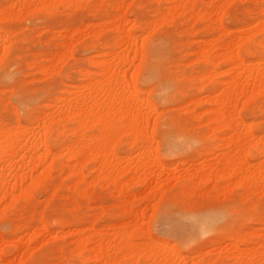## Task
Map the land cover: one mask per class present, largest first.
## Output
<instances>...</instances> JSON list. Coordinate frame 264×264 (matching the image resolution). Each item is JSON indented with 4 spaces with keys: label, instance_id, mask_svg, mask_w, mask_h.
I'll return each instance as SVG.
<instances>
[{
    "label": "rangeland",
    "instance_id": "1",
    "mask_svg": "<svg viewBox=\"0 0 264 264\" xmlns=\"http://www.w3.org/2000/svg\"><path fill=\"white\" fill-rule=\"evenodd\" d=\"M125 1V8L122 9L123 11L120 9L123 12L124 19H127L125 20V27L146 40L145 56L143 55L142 61L137 60V58L134 60V65L137 61L136 65H139V67L137 69L135 68L136 65L131 67V71H128L127 74L130 72L133 74L134 85L140 95L142 94L143 98H147L158 110V115L153 114L158 117L155 126L152 128V123H150L147 136H144L146 139L153 130V139L149 142L150 152L146 153L147 159L152 161L150 166L152 176L145 183L131 179L128 182L130 184L125 185L123 190L114 187L113 184L104 181V179H101V181L94 179L95 182H91V184L88 182L93 179L91 178L93 176V172H91L93 164L87 162L82 170L86 175V182L78 183L75 182L74 177L67 175L70 168L65 159L63 157L58 158L50 169L49 177L47 175L42 184L29 197L19 196L18 200L12 205L5 204L3 214L0 215V263L3 261L2 264L7 257L12 259V262L6 264H22L23 262V264H79L80 259L75 254V246L77 245L75 240L80 235H86L91 230H102L109 225L125 221V218L128 220L130 216L134 215L135 211H138L139 214L143 213L142 216H139L142 218L143 233L147 231L153 240L165 242L172 245L177 252L186 256L189 255L188 259L190 258V261L215 257L217 249L220 246L223 248L232 242L235 237L242 235L250 240L258 238L257 234L254 235V231L260 234L264 232V227H261L264 226V220H262L264 219V194H262L264 191L261 192V190L254 187L247 188L244 182L236 183L235 179L233 181L236 184L232 181L227 187H224L225 189L223 184L222 187L219 186L222 183L221 181L216 182L214 186H211L213 185L212 182H207L204 185H199V187L193 185L184 187V180L181 179L187 171L199 163H208L215 160L216 154L207 152L216 151L215 148L212 149L215 138L219 134H221L220 136L224 134L223 131V133L218 134L210 132V123L206 121L205 112H202L208 104L204 102L192 103L191 101L193 98L199 100L204 93H207L199 85H204L206 81L205 86L210 91L214 84L224 78L223 71L228 68V65L226 66V64L220 62L214 67L215 74L209 76L210 79L205 78L202 80L198 75H203V71L208 70L212 65L210 63L206 64L199 58L198 60L195 59L196 54L193 50H196L203 39H209V36L210 38L216 36L219 40L226 41L232 35L233 30L242 27L244 24V26L250 28L252 24L249 25V23H253L257 16L264 13V0H230L227 5V12L221 15L219 20L217 19L221 27L224 26L225 28H223L227 29L226 31H222L216 21L207 24L201 19L194 20V18L188 17L187 13L183 12L173 13L169 17L166 14V19H164L165 17L160 19V12L165 11L164 5L166 3L163 0ZM210 1L196 0L195 10L196 8L204 10ZM113 2L115 0H81L76 6H64L63 8L58 6L52 11H31L27 13V16L22 15V17L0 22L1 29L12 31L8 37L10 38L8 39V45L12 44V46L8 47V52L0 62L2 65H0V122L4 126H13L16 120L26 125L36 126L37 124L33 120L36 115H39L43 110L46 112H49L50 109L53 110L54 108L51 106L56 103L58 96L66 95L65 90L72 87L70 84L78 85L84 82L83 70L95 71L96 68L90 62V59L92 57L96 58L97 52L116 48L117 33L113 29L111 31L110 23H107L111 19L108 17L114 16L118 11L114 8L115 3ZM6 3H8V0H0V8L5 6ZM158 15H160V21L157 19L159 22L154 18L155 16L158 18ZM151 18H154L156 25L154 21H152L154 24L151 23ZM148 22L153 26L155 25V28ZM149 26L154 29H149ZM233 27L234 29H232ZM90 30L96 31L93 34ZM251 30H253V27L246 30L245 33L241 30L242 32L239 33L233 31V34H249V31L250 34H254L255 30L252 32ZM72 32L75 36L71 37V54L69 53L68 56L70 57L67 56L65 59L62 56L60 57L63 47L59 48V45L66 43L64 36ZM76 34H79V37ZM82 34L84 35L82 36ZM262 36H264V32L259 31L252 35L256 43H264V37ZM9 40L11 41L9 42ZM58 43L60 44L58 45ZM152 45L153 48L151 49ZM251 48L255 50L252 57L254 60L264 56V50L259 44H252ZM193 55H195L194 59ZM240 55L246 56L247 54L241 49ZM52 56V60L55 61H53L54 64L52 63L54 67L52 71L51 69L47 70L49 74L46 75L45 70L42 71L38 67L39 64L48 66L50 64L49 59ZM187 59H189L188 62ZM58 61H62L61 64ZM218 70L220 75H217ZM1 75L4 77L8 75V77L2 79L3 76ZM43 76L45 77L43 78ZM3 89L4 91H2ZM23 98L26 100H23ZM48 102L50 104H47ZM251 105L253 112L246 109L242 110L240 115L247 123L253 121L256 133L261 134L264 132V120H262L264 119V93L258 94ZM15 116L17 119H15ZM55 136L54 133H51L48 139V144L53 151H57L58 147L73 139V136L68 133H64L59 137ZM141 140L142 138L139 137L138 145L142 143ZM129 142L130 135L123 132L115 148L109 147L106 159L110 157L108 152L112 151L117 155L116 161L122 160V156L127 155L133 163L139 150H137L138 145H130ZM155 159L161 162L158 166L153 164L156 161ZM262 159H264V155L256 154L254 158L250 159V168L253 169L256 163L264 161ZM46 162L43 165H36L35 173L45 168L49 160ZM28 166L30 167V165ZM135 174L138 175V171ZM162 183H165L162 186L163 190L161 188L159 191L158 187ZM242 184L245 185L242 186ZM253 188L254 191H252ZM256 191L259 192V195ZM204 214H206V217H204ZM40 221L49 227V231L43 232L38 229ZM86 225L87 227H85ZM200 226L203 228L201 229ZM141 231H138V235L141 234ZM33 236H36V238L30 241L29 246L25 248L23 246L24 239ZM13 245L18 248L14 249ZM70 245L71 249H69ZM28 251L30 254L27 253V255L25 252ZM40 255L42 256L39 257ZM194 256H197V258ZM140 258H143L142 254L141 257L139 255L138 260ZM132 259L135 261L136 258L133 257ZM132 259H121L116 264H134L131 262ZM125 260L131 263H126ZM229 261V259H225L226 264H230ZM140 263L143 264L142 261Z\"/></svg>",
    "mask_w": 264,
    "mask_h": 264
},
{
    "label": "bare ground",
    "instance_id": "2",
    "mask_svg": "<svg viewBox=\"0 0 264 264\" xmlns=\"http://www.w3.org/2000/svg\"><path fill=\"white\" fill-rule=\"evenodd\" d=\"M79 1L81 0H8V3L0 8V22L9 20L11 18L20 16L22 17V15L27 16V13L31 11H52L58 6H62V8L64 6H76ZM124 1L125 0H115V2H113L115 3L114 8H116L118 11L116 14H114V16L108 17L111 19L109 20V22H107L110 23L109 26L111 27V31L113 29L117 33L115 40L116 48L99 51L96 53V58L92 57L90 59V62L95 66L96 69L95 71L83 70V83H77L78 85L70 84V86L72 87L69 89H66V87V90L64 89L66 95L58 96L56 103H54L52 106L48 105L53 107V110L50 109L49 112L43 110L39 113V115H36V117L33 118L34 122H36L37 124L36 126L23 124L19 120H16V123L13 126H4L0 122V207L2 206V209L0 208V215L3 214V210L5 209L6 205H12V203L18 200L19 196L29 197L32 192L42 184L46 176L49 174L50 169L55 164L56 160L61 157L65 159L70 168L69 171H67L69 172V174L67 173V175H69L70 177H74V179H76L75 182L78 183L86 182V175L82 170L87 162H91L93 164V167L91 169V172H93V176L91 178L93 179H91V181H89L88 183L95 182L94 179L96 181H101V179H104V181L113 184L114 187L116 186L120 190H123L125 185H129L130 183L128 184V182H130L131 179H135L140 183H145L152 176L150 172L152 161L147 159L148 156H146V153L150 152L149 142L153 139V130L150 132L149 136L146 139L144 138V136H147V129L150 123H152V128L155 126L158 117L153 114L156 113L158 115V110H156V107L153 103H151L147 98H143L141 96L142 94L140 95L136 86L134 85V78L132 76L133 74L131 72L127 74L128 71H131L130 68L134 67L137 64L136 61V64L134 65V60L137 58V60L140 59V61H142V57L145 56L144 50L146 40L144 38H140L141 36H139L138 34L136 35L131 31V29L125 27V20L127 19H124L123 12H121L123 11L122 9L125 8L124 5L126 4V1ZM163 1L166 3H164L166 5H164L165 11L163 13V10L160 12L161 18L160 15H158V18L157 16L154 17L156 18V21L157 19L159 20V18L162 19L165 17L164 19H166V16L169 17V15L171 16V14L173 13L176 14L177 12H183L187 13L188 17L191 16L192 18H194V20L201 19L202 21L209 24L213 21H216V23L219 22L218 20L220 19L221 15L227 12V5L230 0H211L204 10L198 8H196L195 10L194 5L196 3V0ZM154 18H151L152 20H150L152 24H154L155 22ZM151 23L149 24L152 25ZM127 24L130 25L129 23ZM145 24L147 25V23ZM145 24L144 26H146ZM156 24L157 23L155 22V25ZM155 25H152V27L155 28ZM244 25H241L242 27L240 28H238V26V29L233 31H238L239 33L242 30L245 33L246 30H250V28L253 27V30H251V32L255 30L254 34L258 31L264 32V13H261V15L257 16L253 23H249V25L251 26L250 28ZM146 27L148 28V26ZM146 27H144L145 30H147ZM150 27L151 26H149V29L152 28ZM219 27H221V24H219ZM223 27L224 26L221 27L222 31L225 30V27ZM232 29H234V27ZM232 29L230 30L232 31ZM95 31L90 30V32L92 33H95ZM233 31L232 35L230 34L231 36L229 35L230 37L229 39L227 37L228 40L226 41H221L216 36L215 38L214 36H211V38L209 36V39H203L202 43L196 47V50H193L196 54V57L195 55H193V59L194 57L195 59L197 58V60L199 58L206 64L210 63L212 65V67L210 68L207 67L208 70L203 71V75H198L200 76V78H202V80H204L205 78L210 79L209 76L211 77L213 76V74H215L214 72L216 70L214 67L217 66L220 62H223L224 64H226V66L228 65V68L224 66L226 68H224L225 70L223 71L225 74L224 78H222L217 84H214L210 91L208 88H206L205 81L204 85L201 83L202 86L199 85V87H201V89H203L207 93H204L203 96L199 98V100L198 98H193V100L191 99L192 103L204 102L208 104L207 108L202 112H205L207 116L206 121L210 123V132H214L215 134L224 132V134H222V136H220L221 134H219V136H217L216 138L214 137L215 141L214 147L212 149L215 148L216 151L211 150L207 152L216 154L215 160L208 163H199L197 166L187 171L181 179L184 180V187L188 185H190V187L192 185L199 187V185H204L207 182H212L213 185H211L210 183L209 184L211 186H214L216 182L221 181L222 183H220L219 186L222 187L221 185L223 184V188L225 186L227 187L235 179V181H237L236 183L244 182L247 185V188L254 187L255 189L261 190L262 192L264 191V161L256 163L254 168L251 169L250 159L254 158L256 154L264 155V132H262L261 134H257L254 124L252 123L253 121L250 120V123L244 121L240 115V112L246 109L249 112H253L251 108L253 99L258 94L264 93V56H262L261 58L258 57V60H254L252 57L255 53V50L251 48L252 44H259L262 50H264V43H256L254 40L255 38L252 37V35L254 34H250V31L249 34H233ZM11 32V30L9 32V30L0 28V62H2L4 55L8 52V47L12 46V44L8 45V39H10L8 37L10 36ZM79 34L81 35V33ZM83 35L84 34H82V36ZM73 36H75L73 35V32L70 34L67 33L64 36L66 43H58V45L60 44L59 48L63 47V49H61L63 51L60 52V57L62 56V58H65L70 53V49L72 47L71 37ZM10 41L11 40H9V42ZM152 48L153 45L151 49ZM241 49L246 52V56L240 55ZM52 59L53 56L49 59L50 64L48 66H42L43 64H39L38 68L42 71L45 70L46 75L49 74L47 70L51 69L52 71L54 67V60ZM188 60L189 59H187V62ZM61 62H59V64H61ZM138 67L139 65L135 66L136 69ZM57 69L59 68L57 67ZM36 73H38V71H36ZM217 75H220L219 70ZM7 77L8 75L6 77L3 76L2 79ZM44 77L45 76H43V78ZM144 90L146 89L144 88ZM2 91H4V89ZM23 100L26 99L23 98ZM47 104L50 103L48 102ZM15 119H17V117ZM123 132L124 134L130 135V145H138V138H142V143L138 145L137 149L139 150L138 156L133 160V163L131 162L130 157L127 155L122 156V160L119 159L118 161H116L117 155L112 151L108 152L110 153V157L106 159V153L109 150V147L112 146V149L115 148ZM51 133H54L58 137L60 135H63L64 133H68L70 136H73V139L68 140L65 144H62V146L57 148V151H53L52 147L48 144V139ZM47 160H49L48 165L40 172L35 173V166L38 164L43 165L47 163ZM160 163V160L157 159L153 164L158 166ZM28 165H30V167ZM137 171L138 175L135 174ZM107 182L106 184H108ZM171 182L170 184H172ZM163 184L165 183H162V185L158 187L159 191L162 188ZM244 185L242 184V186ZM254 188L252 191H254ZM228 190L231 191V189ZM257 193L259 195V192ZM142 214V212L139 214L138 211H135L134 215L130 216V219L128 220L125 218V221H120L116 224H114L113 222L114 225H109L107 227L105 226L106 228L102 230H91L92 232L89 231L90 233L88 232V234L86 235H80L78 239H76L77 237L73 238L74 240L76 239L75 241L77 242V245L74 246L75 254L80 259L79 264H116L121 259H132L133 257L136 258L135 261H133V259L131 261L134 264H141V261L143 262V264H226L225 259H229V262H231L230 264H264V232L260 234L259 232L256 233V231H254V235L257 234L258 238H249L250 240L242 235L235 237L233 238L232 242L228 244L226 243V246L223 245V248H221L222 246L219 245L220 248L217 249L218 251L216 250L217 253L215 257H211L210 259L208 258L205 260L196 259L197 261H190V258L188 259L189 255L186 256L177 252V250H175L172 245H169L165 242L153 240L148 235L147 231H145L146 233H143L144 230L142 229L144 228L142 227V218L139 217L140 215L142 216ZM204 215V217H206V214ZM201 226L200 228L202 229L203 227ZM85 227H87V225ZM38 229L43 232L49 231V227L41 221ZM138 231H141V236L138 235ZM35 238L36 236L24 239L23 246L27 248L29 246V242L34 240ZM13 247L14 249L18 248L16 245H13ZM70 247L71 245L69 246V249H71ZM29 251L25 253L30 254ZM141 254L143 256V260L140 258L139 260L141 261H139L138 258L139 255L141 257ZM41 256L42 255H40L39 257ZM197 256L194 257L197 258ZM11 260L12 259H8L7 257L3 264H6L8 262L10 263ZM125 261L126 263L130 262L127 260ZM2 262L0 264H2Z\"/></svg>",
    "mask_w": 264,
    "mask_h": 264
}]
</instances>
